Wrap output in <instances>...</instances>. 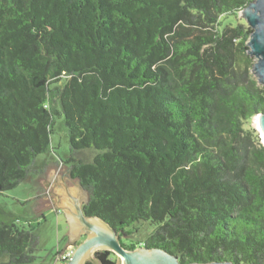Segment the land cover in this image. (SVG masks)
I'll use <instances>...</instances> for the list:
<instances>
[{"label": "trees", "instance_id": "obj_1", "mask_svg": "<svg viewBox=\"0 0 264 264\" xmlns=\"http://www.w3.org/2000/svg\"><path fill=\"white\" fill-rule=\"evenodd\" d=\"M251 0H0V193L49 151L98 216L181 264H264V112L246 53ZM145 226L138 243L123 237ZM32 228L0 221V264H30ZM84 264H117L97 250Z\"/></svg>", "mask_w": 264, "mask_h": 264}, {"label": "water", "instance_id": "obj_2", "mask_svg": "<svg viewBox=\"0 0 264 264\" xmlns=\"http://www.w3.org/2000/svg\"><path fill=\"white\" fill-rule=\"evenodd\" d=\"M250 28L246 42V53L253 59L251 73L257 83L264 87V0H251L238 13ZM254 125L264 143V112L253 117ZM52 203L65 213L68 224V239L64 249L74 242L73 250L66 264H84L97 250H108L117 256V264H181L178 258L161 248L145 247L126 249L120 243V234L108 222L98 216H85L82 203L87 197L74 182L67 183L60 174L50 189ZM55 205V204H54ZM84 238L75 242L81 236ZM189 264H233L229 261L207 263L191 262Z\"/></svg>", "mask_w": 264, "mask_h": 264}, {"label": "rangeland", "instance_id": "obj_3", "mask_svg": "<svg viewBox=\"0 0 264 264\" xmlns=\"http://www.w3.org/2000/svg\"><path fill=\"white\" fill-rule=\"evenodd\" d=\"M244 128H254L259 133L253 118ZM259 136L262 141L260 133ZM49 143V151L35 158L33 171L28 177L14 188L0 193V221L26 229L32 228L38 236L36 258L30 264H54L56 254L64 250L68 239L65 213L52 203L50 195L57 177L67 168L61 162L68 153V137L62 114L53 116ZM64 180L69 184L77 183L75 179L66 176ZM146 233L145 226L137 225L136 231L123 237V240L138 243Z\"/></svg>", "mask_w": 264, "mask_h": 264}, {"label": "built area", "instance_id": "obj_4", "mask_svg": "<svg viewBox=\"0 0 264 264\" xmlns=\"http://www.w3.org/2000/svg\"><path fill=\"white\" fill-rule=\"evenodd\" d=\"M73 248L69 246L68 249H64L61 252H58L54 258V264H66L70 255L72 253Z\"/></svg>", "mask_w": 264, "mask_h": 264}, {"label": "flooded vegetation", "instance_id": "obj_5", "mask_svg": "<svg viewBox=\"0 0 264 264\" xmlns=\"http://www.w3.org/2000/svg\"><path fill=\"white\" fill-rule=\"evenodd\" d=\"M62 175L63 176H66V177H68V178H70V179H72L71 178V176H70V174H69V168H66V170L62 173ZM54 204L57 206V204H56V202H54ZM82 205H83V203H82ZM121 236V235H120ZM84 238V235L83 236H81L78 240H76L75 242L77 243V242H79L80 240H82Z\"/></svg>", "mask_w": 264, "mask_h": 264}, {"label": "crops", "instance_id": "obj_6", "mask_svg": "<svg viewBox=\"0 0 264 264\" xmlns=\"http://www.w3.org/2000/svg\"><path fill=\"white\" fill-rule=\"evenodd\" d=\"M73 246H74V242H72V244L70 245V247H72V248H73Z\"/></svg>", "mask_w": 264, "mask_h": 264}, {"label": "bare ground", "instance_id": "obj_7", "mask_svg": "<svg viewBox=\"0 0 264 264\" xmlns=\"http://www.w3.org/2000/svg\"><path fill=\"white\" fill-rule=\"evenodd\" d=\"M255 120V119H254Z\"/></svg>", "mask_w": 264, "mask_h": 264}]
</instances>
